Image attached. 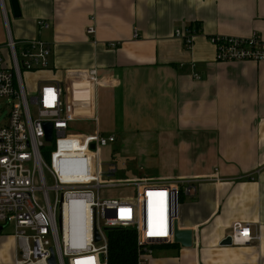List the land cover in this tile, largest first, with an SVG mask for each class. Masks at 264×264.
Segmentation results:
<instances>
[{"label":"crops","instance_id":"crops-1","mask_svg":"<svg viewBox=\"0 0 264 264\" xmlns=\"http://www.w3.org/2000/svg\"><path fill=\"white\" fill-rule=\"evenodd\" d=\"M17 2L14 17L9 0H0V53L8 54V36L50 46L47 69L30 73H38L36 90L64 86L82 117L68 132L105 135L103 123L114 137L141 135L160 173L144 178L193 180L195 193L182 194L176 219L191 231V245L160 246L145 264H264V61L217 62L207 39L264 41V0ZM177 28L199 29L190 47L174 36ZM94 68L97 85L88 77ZM92 115L96 123L84 119ZM235 223H248L260 239L221 245ZM66 227L76 230V215L66 213ZM20 259L13 231L2 230L0 264Z\"/></svg>","mask_w":264,"mask_h":264},{"label":"built area","instance_id":"built-area-1","mask_svg":"<svg viewBox=\"0 0 264 264\" xmlns=\"http://www.w3.org/2000/svg\"><path fill=\"white\" fill-rule=\"evenodd\" d=\"M37 25L49 26L44 21ZM86 32L93 34L94 28L88 27ZM198 33L199 29L174 30V36L187 47ZM207 39L217 62L264 61V41L257 35H214ZM108 46L115 48L117 44ZM6 49L8 54L0 53V99L8 106L5 122L0 125V226L11 225L19 243L21 259L15 264H48L51 248L57 264H107L105 227L131 229L136 264H145L154 247L173 242L180 197L195 193L193 180L114 178L116 166L109 163L105 170L101 158V150L115 143L114 135L97 130L92 134L68 132L70 123L82 117L71 109L63 85L43 84L27 97L22 72L47 69L50 46L39 39L18 45L8 36ZM88 77L91 83L99 84L95 68L88 71ZM30 105L35 106V115ZM84 119L97 122L95 115ZM44 123H51L49 142L45 141ZM52 142L53 149L46 157L45 147ZM113 188H130L131 194L101 199L102 190ZM69 209L75 211L80 225L75 244L66 234ZM229 237L231 244L238 246L260 239L248 223H235Z\"/></svg>","mask_w":264,"mask_h":264},{"label":"rangeland","instance_id":"rangeland-1","mask_svg":"<svg viewBox=\"0 0 264 264\" xmlns=\"http://www.w3.org/2000/svg\"><path fill=\"white\" fill-rule=\"evenodd\" d=\"M37 75L38 73H30L23 71L22 80L24 82V87L26 90L27 97H31V93H35V86L37 85ZM42 83H39V86ZM31 91V92H30ZM8 112V106L5 99H0V125L5 122L6 115ZM30 112L35 115V106L30 105ZM75 129H79V123H73ZM100 130L105 135L109 134L107 130L109 127L100 123ZM84 130L89 132L92 131L91 125L84 127ZM83 130V131H84ZM81 131V130H76ZM119 134L116 137L115 143H112L101 150V158L103 161V167H106L109 163L114 164L117 167V172L113 176L114 178H132L133 176H158L160 173L155 170L158 167H153L147 159L148 152L152 150V147L145 146V139H141V135L129 136L126 138L120 137ZM45 156H48L49 151L53 149L52 146L48 145L45 147ZM154 148V147H153ZM131 194L130 188H113L101 191V199H111L118 197H125ZM13 231L11 225H6L3 228V232ZM158 247H154L152 251H156Z\"/></svg>","mask_w":264,"mask_h":264},{"label":"trees","instance_id":"trees-1","mask_svg":"<svg viewBox=\"0 0 264 264\" xmlns=\"http://www.w3.org/2000/svg\"><path fill=\"white\" fill-rule=\"evenodd\" d=\"M108 242L107 264H136L135 235L131 229L118 228L106 231Z\"/></svg>","mask_w":264,"mask_h":264},{"label":"water","instance_id":"water-1","mask_svg":"<svg viewBox=\"0 0 264 264\" xmlns=\"http://www.w3.org/2000/svg\"><path fill=\"white\" fill-rule=\"evenodd\" d=\"M9 3H10V7H11L14 17H19L20 11H19V5H18L17 0H9ZM43 128L45 132V141L47 142L51 141V137H52L51 123H44ZM91 148H93V145H91ZM112 229H118V228L105 227L104 231H108ZM2 230H3V227L0 226V232ZM191 235L192 233L190 230L178 229L177 222H174V226H173V243L174 244H180L181 247H189L191 245ZM94 239L95 241H98L100 239V236L95 228H94ZM230 244H231V239L229 236L225 237L221 241V245H230ZM50 252H51V255L48 258V264H57L52 248L50 249Z\"/></svg>","mask_w":264,"mask_h":264},{"label":"bare ground","instance_id":"bare-ground-1","mask_svg":"<svg viewBox=\"0 0 264 264\" xmlns=\"http://www.w3.org/2000/svg\"><path fill=\"white\" fill-rule=\"evenodd\" d=\"M67 212L71 215H73V216H75L76 214H75V211L74 210H67ZM66 212V213H67ZM77 216V215H76ZM76 226V225H75ZM79 227H80V225H78V221H77V228L75 227V229L76 230H74L73 228L70 230V232H68L67 231V227H66V234H67V239L69 240V241H71V243H73V244H75V236L78 234L77 233V231L79 230L80 231V229H79ZM70 233H72V235L70 236ZM75 233H76V235H75ZM88 261H85V263H87ZM81 263L83 264L84 263V261H81Z\"/></svg>","mask_w":264,"mask_h":264}]
</instances>
